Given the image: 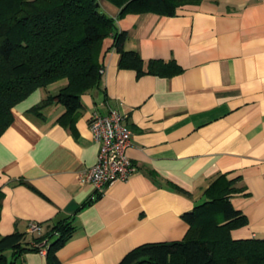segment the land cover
<instances>
[{
	"label": "crops",
	"instance_id": "obj_1",
	"mask_svg": "<svg viewBox=\"0 0 264 264\" xmlns=\"http://www.w3.org/2000/svg\"><path fill=\"white\" fill-rule=\"evenodd\" d=\"M108 2L101 0L116 18L120 7ZM116 25L145 68L163 59L182 70L139 75L122 68L108 35L99 56L105 72L81 95L74 130L59 121L62 103L32 111L66 78L16 104L0 136V232L73 219L75 231L57 252L63 263L118 264L142 243L183 239L189 225L182 214L225 173L238 188L232 204L248 218L233 238H264V0H186L173 14L129 12ZM111 109L128 113L127 152L138 169L99 195L80 175L100 149L91 116ZM15 264L48 259L26 250Z\"/></svg>",
	"mask_w": 264,
	"mask_h": 264
},
{
	"label": "trees",
	"instance_id": "obj_2",
	"mask_svg": "<svg viewBox=\"0 0 264 264\" xmlns=\"http://www.w3.org/2000/svg\"><path fill=\"white\" fill-rule=\"evenodd\" d=\"M107 1L120 7V17L129 12L173 14L186 0ZM116 18L102 10L101 0H0V136L13 122L16 104L37 88L64 78L66 84L32 111L41 114L43 107L62 103L65 111L59 121L74 130L81 95L101 80L99 56L108 35L115 38L122 68H135L139 75L182 70L174 60L163 59L149 60L145 68L137 51L124 48L127 31L117 28ZM237 189L234 179L220 174L205 200L182 214L189 225L183 239L142 243L118 264H264V238L235 239L231 234L248 222L230 200ZM75 228L73 219L67 218L42 233L0 232V264H15L23 251H39L42 246H47L48 264H64L57 252Z\"/></svg>",
	"mask_w": 264,
	"mask_h": 264
},
{
	"label": "built area",
	"instance_id": "obj_3",
	"mask_svg": "<svg viewBox=\"0 0 264 264\" xmlns=\"http://www.w3.org/2000/svg\"><path fill=\"white\" fill-rule=\"evenodd\" d=\"M105 72V66L100 67V73ZM128 113L111 109L107 114L94 111L90 119L93 138L99 142L100 149L97 162L88 167L80 178L94 184L96 192L102 194L105 188L121 179H128L137 166L128 155L132 145V130L127 122ZM44 226L37 221H30L28 231L42 233ZM47 246H42L38 252L47 254Z\"/></svg>",
	"mask_w": 264,
	"mask_h": 264
},
{
	"label": "rangeland",
	"instance_id": "obj_4",
	"mask_svg": "<svg viewBox=\"0 0 264 264\" xmlns=\"http://www.w3.org/2000/svg\"><path fill=\"white\" fill-rule=\"evenodd\" d=\"M103 1H104V0H103ZM105 2H108V1L105 0ZM108 3H111V2H108ZM101 8H102V10H104L105 12H108L107 9L105 8V6H104L103 4H101ZM58 81H59V80H58Z\"/></svg>",
	"mask_w": 264,
	"mask_h": 264
},
{
	"label": "water",
	"instance_id": "obj_5",
	"mask_svg": "<svg viewBox=\"0 0 264 264\" xmlns=\"http://www.w3.org/2000/svg\"><path fill=\"white\" fill-rule=\"evenodd\" d=\"M99 4V3H98Z\"/></svg>",
	"mask_w": 264,
	"mask_h": 264
}]
</instances>
